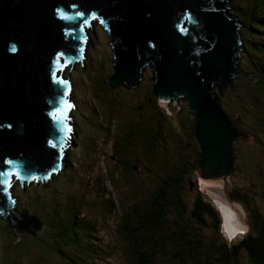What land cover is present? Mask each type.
<instances>
[{
	"label": "water",
	"instance_id": "1",
	"mask_svg": "<svg viewBox=\"0 0 264 264\" xmlns=\"http://www.w3.org/2000/svg\"><path fill=\"white\" fill-rule=\"evenodd\" d=\"M227 4L225 0H0V161H10L0 162V171H15L24 179L42 175L44 181L58 171L68 129L63 101L72 99L66 94L67 84L54 80H59L62 57L71 68L82 60L80 29L95 13L110 39L111 88L125 84L131 89L144 67L153 65L150 81L159 105L172 102L178 109L176 100L183 98L194 117L201 149L197 177L205 182L230 177L232 145L247 138L232 126L212 85L219 83L221 95L225 85L218 82L220 78L230 83L234 77L253 79L237 67L242 26ZM78 12L84 15L77 16ZM57 109L63 115L53 120L49 113ZM6 178L0 176L1 217L24 233L31 226L37 234L42 224L34 216L26 218L25 209L21 219L9 213Z\"/></svg>",
	"mask_w": 264,
	"mask_h": 264
},
{
	"label": "rangeland",
	"instance_id": "2",
	"mask_svg": "<svg viewBox=\"0 0 264 264\" xmlns=\"http://www.w3.org/2000/svg\"><path fill=\"white\" fill-rule=\"evenodd\" d=\"M252 2L248 0L247 5L251 6ZM260 2L258 1L257 5H260ZM261 8L259 7V10ZM234 16L236 17L235 14ZM258 22L262 25L264 19L261 18ZM92 27L94 31L87 32L90 39L86 59L81 63L83 70L78 62H74L76 64L72 65V69L69 66L63 70V73L66 72L65 76H70L73 88L71 98L74 100L76 109L71 111V116L77 137L72 136V150L68 152V161L65 165L69 173L66 172L65 177L61 175V178L60 174L63 171L59 172V175H55L58 179L56 181L51 179L50 182L46 179V186H40V182H36L35 186L34 183H29L27 187L24 182L23 192L20 185L15 184L12 193L19 207L17 206L13 214L21 216L25 209L26 218L34 216L38 219L42 224V230L37 233L40 237L35 234L31 226H28V231L41 239L35 241L32 236L25 235L26 233L12 226L8 230L6 221L0 217V264H66L67 260L64 257L52 251L53 243L55 248L57 247L55 242H52L55 239L54 235L51 240L50 233L47 234L46 231L42 233V231L45 219L51 218V208H57L56 214L59 218L64 208L71 203H74L78 210L76 217L83 218L92 225L95 233H91L93 235L90 241L96 243L93 249L98 256L102 254L103 257L97 262L130 264L124 255V251L127 250V241L119 236L116 224L120 220H124L121 225L127 223L128 216L135 214L137 207L140 211L146 210L151 198L150 192L155 190L156 186L158 187L155 183L156 177H159L160 172L164 173L166 169V166L160 169L156 165L162 155L169 164L177 162L175 153L181 154L184 161L193 160L192 154L187 155V151L184 148L179 149L176 142L178 140L180 144L182 141L191 143L185 133L187 131L185 119L188 118L189 109L183 100L176 101L178 109L172 106V102L168 104L169 111L161 107H158L159 111H157L155 108L158 113L164 110L163 114L167 115L165 118L153 120L150 109L144 111L143 117L146 118L148 114L150 124L155 123L158 128L155 133L149 131L142 134L141 125L143 124L139 125L136 122L140 119L136 114L141 109L140 100L145 97V93L152 96L153 82L150 80L153 65L144 67L137 90L133 93L126 87L108 89L104 85V80L109 72H113L111 71L113 55L109 45L110 39L97 22H92ZM241 29L242 27H239L240 31ZM242 50L240 49V55L237 58V67L241 72L244 70L243 74L252 77V82L236 78L231 83H234L231 89H228L226 85L221 87V95L218 94L217 87L213 88L229 120L241 132L244 131L247 138L242 142V139H238L233 145L235 171L227 179L223 178L218 182L197 180V175L192 171H189L187 178L190 181L195 180L200 191L206 189L207 191L203 193L207 196L214 194V200L216 202L220 200L218 203L221 214L223 197L227 199L228 196L229 204L236 207L234 213L240 214L243 221L242 227L246 230L243 232L235 230L230 233L224 227L226 238L230 241L239 240L248 234L256 236L260 234V225L251 228L249 222V216H251L249 209L252 206L257 207L261 215H264V89L254 84V78L258 74ZM258 55L261 56L264 53H258ZM70 69L71 75L68 72ZM108 90L111 92L105 94ZM230 90L234 92L230 94ZM129 131L132 132L122 138ZM139 134L141 135L138 139L136 137ZM69 135L71 136V133ZM150 137L155 142H149ZM200 155L201 153H198V156ZM194 161L196 163V157ZM196 165L198 166V159ZM49 178H53V175ZM187 180L181 201L190 210L195 194L188 191ZM213 186L216 188H212ZM246 188L247 190H242ZM242 195L246 196L244 200H236L235 197ZM30 213L34 215L30 216ZM189 217L187 213L191 223ZM77 218L75 220H78ZM87 222L86 224L89 225ZM207 225V231L212 232L202 234L205 241L215 238L217 244L231 245L221 234L219 237L214 234L209 220ZM22 234L27 238L21 237ZM236 260L241 264H252L245 251H240ZM157 264H163V262L158 261Z\"/></svg>",
	"mask_w": 264,
	"mask_h": 264
},
{
	"label": "trees",
	"instance_id": "3",
	"mask_svg": "<svg viewBox=\"0 0 264 264\" xmlns=\"http://www.w3.org/2000/svg\"><path fill=\"white\" fill-rule=\"evenodd\" d=\"M225 1L228 3L227 7L238 17L242 26L240 31L242 42L241 49H243L242 51H244L246 57L251 62L250 64L253 65L254 71L258 74H256L257 77L254 78V84L258 88L264 89V55H258V53H264V24L261 25L260 22H258L261 18L264 19V0H250L251 2L253 1L251 6L247 5L248 0ZM258 1H261L260 5H257ZM259 7L262 8L259 10ZM92 31L94 30L92 29ZM244 61L243 59V62ZM111 71L113 72H109L104 80V85L110 90L114 88H111L108 84V80L114 73L113 62ZM221 79L223 78L218 80L221 86H231L234 84L225 80L222 81ZM239 80H242V78ZM137 85L138 82H135L130 89L131 93L137 90ZM215 85L218 86L219 83ZM152 91V96L145 93V97H142L140 100L141 109L138 110L136 114V116L140 118L137 119L136 122H138L139 125H141V123L143 124V126L141 125L142 134L145 132L149 133V131L155 133L158 128L155 123L152 125L150 124L148 114L146 118L143 117L144 111L146 112L147 109H150L153 120L167 117L166 114H163L164 110H160L161 114L157 112L159 111L160 105L154 94V90ZM229 92L231 94L234 90H230ZM187 116L188 118L185 119L186 126H189L187 133L192 138L193 142L191 143L195 144L194 142H196L197 144L194 145V153H191L193 160H186L190 163L188 164L186 161L182 160L181 154L175 153L177 162L169 164L162 155L156 165L160 169L166 166V169L164 173L161 171L159 177H156L158 187L156 186L155 190L150 194L151 198L149 199L146 210L140 211L137 207L135 214L128 216L129 221L127 223L121 225L124 220H120L116 224V231L119 233V236L122 238L124 237L127 241V250L124 251L126 259L129 260L130 264H157L158 261L163 262V264H241V262L239 263L236 260V257L240 255V251H245L250 262H253L252 264H264V215H261L257 207L252 206L249 209L251 214V216H249V222L251 223V228L260 225L259 235L248 234L244 238L233 240V243L232 241L228 242L231 245L217 244L215 238L205 241L202 234L212 232L207 231V220L212 224V230L215 232L214 234L218 237L221 236V215L220 210L211 202L210 196L203 193L204 190H197L195 186L196 181L187 180L189 171L197 174V158L196 163L194 159L196 156L198 157V153L201 152L200 145L196 141L194 135L193 117L190 111ZM152 128L154 129L151 130ZM131 132L132 131H129L126 135L122 136V138L126 137ZM140 135L141 134L136 138L139 139ZM188 140L190 141V139ZM148 141H154V139L150 137ZM176 142H178L177 147L183 148L178 140H176ZM71 150L72 148H70L69 151L71 152ZM186 154L188 155V151ZM114 164H116V162ZM66 172L68 171H63L60 177L61 175L65 177V175H67ZM51 179L55 181L58 180L55 175H53ZM186 180L188 183V191H192L195 194V198L193 202H191L190 210H188L181 201V195L183 194L182 191L185 188ZM40 181V186H46L47 180ZM242 190L245 191L247 188ZM235 198L236 200H244L246 196L242 195ZM56 213L57 208H51V218L45 219L44 229L42 231V233L46 231L47 234L49 232V238L51 240L54 235L55 239H53L52 242L54 241L57 247L55 248L53 243V245H51L52 251L64 257L67 260L66 264H101L97 262V260L103 258L102 254L98 256L97 252L93 249L96 243L90 241V237L93 235L91 233H95L92 225L82 220V218L78 219L76 217V215H78V210L75 204H68L67 207L64 208V212L58 216L59 218H57ZM187 213H189L191 223H189ZM32 214L34 215V213H30V216ZM21 217L22 216L19 214L16 215V218L21 219ZM75 218L78 220H75ZM86 222L89 223V225L86 224ZM5 225L8 230L12 227L17 229L16 223H11L10 225V223L8 224L6 222ZM6 233L10 234L9 232ZM26 233L25 235L32 236L31 232ZM37 235L40 237V234ZM21 237L24 238L25 236L22 234ZM32 237L35 241L41 239L35 236ZM25 238H27V236Z\"/></svg>",
	"mask_w": 264,
	"mask_h": 264
},
{
	"label": "bare ground",
	"instance_id": "4",
	"mask_svg": "<svg viewBox=\"0 0 264 264\" xmlns=\"http://www.w3.org/2000/svg\"><path fill=\"white\" fill-rule=\"evenodd\" d=\"M234 15V14H233ZM256 56V55H255ZM239 69V68H238ZM236 78H241V77H234L233 79ZM233 82V80L231 79V83ZM109 86V85H108ZM72 93V90L70 92V94ZM187 106V105H186ZM188 107V106H187ZM189 109V108H188ZM217 187H221L218 185H215ZM215 186H213L212 188H216ZM219 192V191H218ZM220 193L223 194L222 190H220ZM219 193V194H220ZM218 194V195H219ZM224 198V197H223ZM221 200L222 203V214H223V219H224V223L223 226L226 228V230H228L230 233H232L235 230H241L243 232V230H246L244 227H242L243 225V221L241 220V216L240 214H235L234 211L236 209V207H233L232 205L229 204V202L226 200V197ZM220 199V198H219ZM147 233V232H146ZM253 263V262H252Z\"/></svg>",
	"mask_w": 264,
	"mask_h": 264
},
{
	"label": "snow or ice",
	"instance_id": "5",
	"mask_svg": "<svg viewBox=\"0 0 264 264\" xmlns=\"http://www.w3.org/2000/svg\"><path fill=\"white\" fill-rule=\"evenodd\" d=\"M83 15H84V13H80V12L77 13V16H83ZM91 17H92V20H97L98 19V17L96 16L95 13H92ZM99 23L103 24L104 21L102 19H100ZM88 26H89L88 20H84V27H88ZM53 75L55 76V74H53ZM54 82L55 83H67L66 81H60V80H54ZM63 107L64 108H70L71 105H69L68 102L65 100V101H63ZM58 114L63 115V112H62L61 109H57L56 111L49 113V115L52 117L53 120L58 119ZM48 143H49L50 146L55 147V145L52 144V141H48ZM0 162H2L4 164L10 163V161H0ZM0 176L14 177L17 180L20 179V176L15 171H13V172L0 171ZM32 178L36 179V177H32ZM11 187H12L11 180H6L4 182V191L7 192V190L9 188H11ZM229 238H231V236Z\"/></svg>",
	"mask_w": 264,
	"mask_h": 264
},
{
	"label": "clouds",
	"instance_id": "6",
	"mask_svg": "<svg viewBox=\"0 0 264 264\" xmlns=\"http://www.w3.org/2000/svg\"><path fill=\"white\" fill-rule=\"evenodd\" d=\"M235 14V13H234ZM95 22V21H94ZM91 26H92V22H91ZM92 29H93V27L91 28V29H89V30H87V32L88 31H92ZM88 35V34H87ZM239 35H240V30H239ZM90 38H89V35H88V40H89ZM89 43V42H88ZM88 45V44H87ZM85 59H86V56H87V51H86V53H85ZM75 63H72V65H74ZM70 66H71V64H70ZM72 69V68H71ZM69 72V74L72 72V70H70V71H68ZM66 73V72H65ZM243 73V72H242ZM71 75V74H70ZM67 79H69L70 81H71V79H70V76H65ZM142 78V72H141V75H140V79ZM232 80L234 81V79L232 78ZM140 81V80H139ZM125 85V84H124ZM213 87H215L216 88V85L214 84V85H212V88ZM179 100L180 99H182L183 100V102H184V104L186 105V103H185V101H184V99L183 98H178ZM177 99V100H178ZM176 100V101H177ZM178 100V101H179ZM170 102H168L165 106H163V105H160V107L162 108V109H165V110H167V111H169L170 110V107L168 106V104H169ZM220 103V102H219ZM191 114V113H190ZM226 114V113H225ZM191 116L193 117V115L191 114ZM227 116V115H226ZM227 118H228V116H227ZM193 119H194V117H193ZM229 119V118H228ZM230 121V120H229ZM231 122V121H230ZM232 123V122H231ZM232 126L233 127H235L238 131H240L233 123H232ZM241 132V131H240ZM243 132V133H242ZM241 132V134H242V136H245V132L244 131H242ZM242 141H244L243 139L241 140V142ZM236 143V142H235ZM199 144V143H198ZM234 145V144H233ZM233 145H232V150H234V148H233ZM199 153H201V152H199ZM234 154V153H233ZM235 164H236V162H235V156H234V163H233V168H234V171H235ZM197 180H199V178L197 179ZM205 182V181H204ZM201 185V184H200ZM202 191H203V189H202ZM204 191H207L206 189H204ZM203 191V192H204ZM207 194H209L208 192H207ZM263 195H264V193H263ZM209 198H214V194H209ZM227 196V195H226ZM264 198V197H263ZM227 201H228V196H227V199H226ZM220 200H217V202H213V201H211L212 203H213V205H215L219 210H220V206H219V202ZM229 202V201H228ZM218 203V204H217ZM221 215V214H220ZM220 228H221V231H220V233H221V235L222 234H224L225 236H226V231L224 230V226H223V217H222V215H221V225H220ZM226 241L227 242H230V240L229 239H227L226 238ZM233 242V241H232Z\"/></svg>",
	"mask_w": 264,
	"mask_h": 264
},
{
	"label": "flooded vegetation",
	"instance_id": "7",
	"mask_svg": "<svg viewBox=\"0 0 264 264\" xmlns=\"http://www.w3.org/2000/svg\"><path fill=\"white\" fill-rule=\"evenodd\" d=\"M120 87H126L125 85H122V86H120ZM111 91L109 90V91H107V92H105V94L106 93H110ZM153 92V91H152ZM192 122H193V124H194V119L192 120ZM189 127V126H188ZM188 127H187V129H188ZM190 129V128H189ZM185 133H187V131L185 132ZM187 137H188V139H190L191 140V142H193L192 141V138L188 135V133H187ZM197 141V140H196ZM195 144H192V143H190V142H187V141H183L182 142V147L184 148V150H186V151H188V154H193L194 153V145H197L196 144V142H194ZM180 149H182L181 147H180ZM189 150H192L191 152H189ZM196 158H197V156H196ZM155 183L157 184V182L155 181ZM195 186H196V188H197V184H196V182H195ZM197 190L199 191V189L197 188ZM150 194H152V192H150ZM222 236L224 237V239H226V236L224 235V234H222Z\"/></svg>",
	"mask_w": 264,
	"mask_h": 264
}]
</instances>
